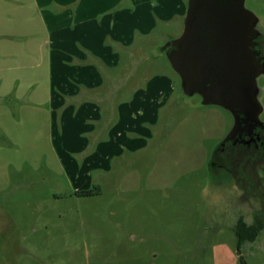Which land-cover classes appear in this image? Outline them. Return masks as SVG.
I'll return each instance as SVG.
<instances>
[{"label":"rangeland","instance_id":"rangeland-1","mask_svg":"<svg viewBox=\"0 0 264 264\" xmlns=\"http://www.w3.org/2000/svg\"><path fill=\"white\" fill-rule=\"evenodd\" d=\"M86 1L0 0V264H264V229L241 248L233 232L239 220L253 225L260 217L264 225V156L247 146L218 151L234 125L231 113L185 94L161 50L182 34L183 22H156L146 38L136 33L127 50L120 45L124 59L148 48L121 75L128 85L144 79L154 53L163 55L149 76L167 82L173 99L148 127L151 139L102 156L95 144L77 149L82 142L65 141L73 138L71 124L53 113L55 98L66 81L85 77L57 69L55 28ZM137 1L161 15L155 4L163 0ZM245 7L264 44V0H245ZM110 70L117 82L121 69ZM257 86L264 123V74ZM140 102L123 114L122 128L139 127ZM75 123V139L88 138L86 126Z\"/></svg>","mask_w":264,"mask_h":264},{"label":"crops","instance_id":"crops-1","mask_svg":"<svg viewBox=\"0 0 264 264\" xmlns=\"http://www.w3.org/2000/svg\"><path fill=\"white\" fill-rule=\"evenodd\" d=\"M109 2L110 0H90L74 6L70 12L73 19L63 18L62 24L55 28V60L61 67L57 69L73 74L82 72L85 79L81 78L80 83L74 80L64 83L66 91L55 98L56 110L53 113L59 114L62 120L70 121L69 137L73 138L65 141L72 145L82 142L83 145L77 149L85 148L86 144L91 149L95 144L99 156L106 154V151L117 150L123 143L141 146L145 143V137L150 140L152 131L148 127L151 129L157 123L160 110L173 99V92L167 82L155 80L156 76H149L151 62L163 55L154 53L149 63H145V74L141 70L144 79L136 80L140 81L139 84L128 85L121 81V75L127 73L126 67H131L133 56L140 53L147 56L148 48L129 51L124 59L122 54L125 51L120 49V45L127 50L137 39L134 38L136 33L146 38L156 29V22L158 25H169L177 21L181 25L188 8V0H178L177 10H173L171 6L173 0H163L161 4H155L161 13L157 17L153 5L148 1L146 10L143 3L137 0H130L128 6L123 5L125 0H117L110 6ZM119 5L124 8L119 10ZM132 21L134 25L131 24ZM129 25L132 27L129 28ZM110 41L118 43L119 49H112ZM123 61L126 62L124 65ZM111 66L121 69L117 82L112 81L113 76L109 73L106 75V71H111ZM125 87L131 90L129 94L125 92ZM136 99L141 101L139 107L143 110L134 120L139 127L124 129L123 114L126 116L127 109L135 104ZM65 105L68 107L59 112ZM75 121H78V126H86L88 138H81L82 141L75 139L76 133L81 137ZM63 145L65 147L64 139Z\"/></svg>","mask_w":264,"mask_h":264},{"label":"water","instance_id":"water-1","mask_svg":"<svg viewBox=\"0 0 264 264\" xmlns=\"http://www.w3.org/2000/svg\"><path fill=\"white\" fill-rule=\"evenodd\" d=\"M258 23L245 0H188L182 34L164 49L184 93L199 94L205 105L231 113L234 125L223 146L248 122L263 125L257 78L264 56L257 50Z\"/></svg>","mask_w":264,"mask_h":264},{"label":"flooded vegetation","instance_id":"flooded-vegetation-1","mask_svg":"<svg viewBox=\"0 0 264 264\" xmlns=\"http://www.w3.org/2000/svg\"><path fill=\"white\" fill-rule=\"evenodd\" d=\"M257 50L260 56H262L261 58H263L264 44L260 42L259 38H257ZM233 142H229L225 146L222 143L218 151L224 153L237 146H247L258 150L255 156H264V123L262 126L251 122L244 124V127L240 130ZM253 193L255 194V192Z\"/></svg>","mask_w":264,"mask_h":264},{"label":"trees","instance_id":"trees-1","mask_svg":"<svg viewBox=\"0 0 264 264\" xmlns=\"http://www.w3.org/2000/svg\"><path fill=\"white\" fill-rule=\"evenodd\" d=\"M161 50L165 55L166 51H168L169 48L164 49V47H163V48H161ZM92 192H83L82 195L83 196H90V195H92ZM261 221L262 220L260 217L256 218L255 223L253 225H248L247 223H245L242 220L238 221V223L234 227L233 232H234L235 237L238 240L239 248H241V245L245 244V242H247V241L254 242L256 240L258 235L261 233V230L264 229V225H260ZM240 260L242 261V259H240Z\"/></svg>","mask_w":264,"mask_h":264}]
</instances>
